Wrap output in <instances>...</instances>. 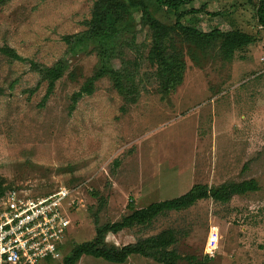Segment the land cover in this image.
Returning <instances> with one entry per match:
<instances>
[{
  "label": "rangeland",
  "instance_id": "1",
  "mask_svg": "<svg viewBox=\"0 0 264 264\" xmlns=\"http://www.w3.org/2000/svg\"><path fill=\"white\" fill-rule=\"evenodd\" d=\"M94 2L0 0V49L8 46L48 67L66 58L70 66L43 104L47 84L39 85L28 63L0 52V182L7 191L30 196L60 187L76 192L64 257L73 245L94 237L96 219L105 224L127 215L130 200L143 208L195 185L213 188L255 179L257 192L234 196L226 204L199 200L146 228L109 234L106 243L123 247L170 229L176 237L171 248L183 263L195 256L208 257L211 264H264V29L258 26L256 7L248 0H196L183 7L205 5L204 11L188 15L185 25L204 32L240 29L255 40L230 61L213 51L207 60L198 58L199 65L183 47L184 81L169 95L161 91L157 67L145 61L133 80L135 103L125 101L105 77L92 96L71 110L72 94L93 74L98 60L88 52L71 58L62 39L86 29ZM150 7L159 21L169 25L175 20L166 8ZM134 15L137 41L149 45L150 33L140 26V14ZM126 58L135 55L126 51ZM94 193L107 202L100 212ZM77 264L110 263L84 256ZM126 264L160 263L132 256Z\"/></svg>",
  "mask_w": 264,
  "mask_h": 264
},
{
  "label": "trees",
  "instance_id": "2",
  "mask_svg": "<svg viewBox=\"0 0 264 264\" xmlns=\"http://www.w3.org/2000/svg\"><path fill=\"white\" fill-rule=\"evenodd\" d=\"M196 0H95L91 18L85 23L86 29L73 35L63 37L66 45V53L71 58L79 53H93L97 57L98 65L93 74L86 78L78 91L71 96L72 107L85 96H92L96 90V84L105 77H109L114 88L125 97V101L135 103L133 80L139 67L147 61L157 67V77L163 95H169L184 81L185 64L182 58V49L186 47L194 57V62L200 64V60H207V56L215 51L220 58L230 61L236 51L251 45L255 38L252 34L240 29L223 31L214 28L208 32L201 31L194 26L185 25L183 20L195 13L205 10V5L198 10H182L183 7L193 4ZM256 7V20L258 26L264 29V0H248ZM152 3V4H151ZM150 5L166 8L169 16L175 20L169 25L155 18ZM140 14L139 24L147 28L151 42L138 43L137 30L135 29V15ZM221 13L213 14V16ZM170 19H172L170 17ZM178 45V46H177ZM179 53L172 54L170 51ZM126 51L135 55L133 60L126 58ZM0 52L11 61L28 63L30 69L39 77V85L47 84L46 94L42 100L44 104L54 93L56 84L69 70V60H59L53 66L48 67L33 60L20 56L16 50L4 46ZM198 56V57H197ZM198 58H201L198 60ZM115 62L120 67L115 66ZM70 74L69 77H73ZM137 96V95H136ZM0 182V201L7 193L8 188ZM260 190L255 179L241 182H226L218 187L195 185L187 193L168 200L158 201L143 208H137L135 202L130 200L127 205L128 214L119 221L100 224L94 221V237L84 243L75 244L67 255L63 257L61 264H77L82 257L90 256L102 259L110 264H126L130 257L141 256L150 258L160 264H211V259L205 257L198 259L195 256L186 257L183 263L181 256L174 248L176 237L173 230H165L158 235L139 239L134 244L117 247L106 243L109 234H118L135 227L146 228L160 216L169 212H181L191 208L197 201L212 199L226 204L234 196H243ZM98 198V194H92ZM100 204L98 212L106 205L103 197L98 198ZM97 212V213H98ZM92 213V217H97Z\"/></svg>",
  "mask_w": 264,
  "mask_h": 264
},
{
  "label": "built area",
  "instance_id": "3",
  "mask_svg": "<svg viewBox=\"0 0 264 264\" xmlns=\"http://www.w3.org/2000/svg\"><path fill=\"white\" fill-rule=\"evenodd\" d=\"M261 61L264 65V57ZM73 193L67 187L43 196L7 191L0 201V264H57L78 203ZM216 243L217 237L208 248L210 256Z\"/></svg>",
  "mask_w": 264,
  "mask_h": 264
}]
</instances>
